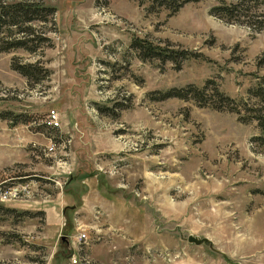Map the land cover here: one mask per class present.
Listing matches in <instances>:
<instances>
[{"label": "rangeland", "instance_id": "rangeland-1", "mask_svg": "<svg viewBox=\"0 0 264 264\" xmlns=\"http://www.w3.org/2000/svg\"><path fill=\"white\" fill-rule=\"evenodd\" d=\"M218 1L44 0L32 24L50 45L0 51V111L29 120L0 119V264H264L258 127L211 106L213 86L260 106L264 7L241 0L226 21ZM133 38L186 56L142 57ZM188 84L202 103L160 98Z\"/></svg>", "mask_w": 264, "mask_h": 264}, {"label": "trees", "instance_id": "trees-1", "mask_svg": "<svg viewBox=\"0 0 264 264\" xmlns=\"http://www.w3.org/2000/svg\"><path fill=\"white\" fill-rule=\"evenodd\" d=\"M142 2L144 0H138ZM157 5L169 7L171 11L177 9L182 3L193 0H149ZM264 7V0H259ZM241 0H219L212 4L209 13L226 21H238V6ZM53 7L46 4L44 0H0V51L14 48H23L29 52H35L43 45H50V37L46 31L35 29L32 22L35 20L49 21ZM260 29L264 30V28ZM130 45L140 49L142 57L156 56L175 59L176 56H186L184 50H166L157 44L133 38ZM166 50V51H164ZM11 67L24 75L28 80L37 82L48 76L50 69L38 61L19 62L12 61ZM264 74L261 75L259 83L250 91L257 97L259 107H249L244 101L241 104L232 103L233 98L224 94L216 86H213L211 94L214 96V104L211 106L219 110H229L237 113V119L246 122L254 119L258 127V133L250 138L260 148H264ZM263 87V88H262ZM203 86L188 84L185 87H171L161 93L160 98L166 96H178L181 98L191 97L201 102L203 97ZM190 93V94H188ZM204 103V102H203ZM243 111H248L244 114ZM9 111H0V119H9L11 124L16 122H27V117H18ZM3 208L0 204V209Z\"/></svg>", "mask_w": 264, "mask_h": 264}, {"label": "built area", "instance_id": "built-area-1", "mask_svg": "<svg viewBox=\"0 0 264 264\" xmlns=\"http://www.w3.org/2000/svg\"><path fill=\"white\" fill-rule=\"evenodd\" d=\"M47 122H48L49 124H51V125L57 124V122H56V112H54V110H50V112H49V114H48ZM11 188H12V189L14 188V189H13L14 193H15V191H16V193H17V190L15 189V187H11ZM11 188H8V189H11ZM8 189H7V190H8ZM12 189H11V190H12ZM7 190L2 191L1 194H4ZM82 237H85L84 232H79L78 235H77V238H78V239H81ZM74 261H75V260H74ZM3 264H13V263H3Z\"/></svg>", "mask_w": 264, "mask_h": 264}, {"label": "water", "instance_id": "water-1", "mask_svg": "<svg viewBox=\"0 0 264 264\" xmlns=\"http://www.w3.org/2000/svg\"><path fill=\"white\" fill-rule=\"evenodd\" d=\"M187 240L192 241V242H194V243H199V242H201L202 240H206V239H205V238H197V237H195V236H193V235H188V236H187Z\"/></svg>", "mask_w": 264, "mask_h": 264}]
</instances>
